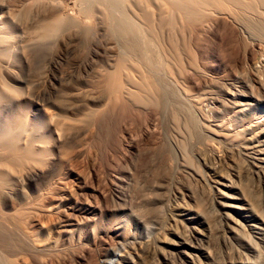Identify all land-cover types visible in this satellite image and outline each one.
<instances>
[{
	"label": "rangeland",
	"instance_id": "obj_1",
	"mask_svg": "<svg viewBox=\"0 0 264 264\" xmlns=\"http://www.w3.org/2000/svg\"><path fill=\"white\" fill-rule=\"evenodd\" d=\"M115 1L114 8L110 0H0V18L19 44L12 53L0 51V81L21 102L15 120L30 134L33 120H46L45 110L58 115V134L47 130L46 139L38 137L35 159L10 157L14 163L0 165L22 179L27 174L22 184L0 180L12 196L0 204V264H126L123 258L136 259L144 242L158 252L145 254L140 264H182L178 234L192 239L194 224L177 221L176 228L171 205L181 193L201 198L209 190L210 182L195 172L209 180L211 167L244 171L248 165L239 149L205 133L199 145L206 156L191 149L196 137L184 144L183 164L173 122L181 119L193 131L206 118L233 129L241 119L264 121V0H186L191 13L180 5L185 0ZM57 12L64 26L46 35L36 28ZM122 17L133 19L132 31L120 30ZM118 67L123 87L115 89ZM160 83L184 86L182 98L192 102L170 88V102L185 104H170L165 116ZM129 86L137 94L121 100ZM32 142L33 136L26 147ZM35 168L44 176L32 181ZM236 184L264 200L258 177L243 174ZM226 191V201H233L235 189ZM215 209L208 213L214 238L205 244L213 256L204 264H247L231 258L234 248L247 249L233 238L228 242ZM165 238L177 246L158 241ZM245 258L264 264V248L261 260Z\"/></svg>",
	"mask_w": 264,
	"mask_h": 264
},
{
	"label": "bare ground",
	"instance_id": "obj_2",
	"mask_svg": "<svg viewBox=\"0 0 264 264\" xmlns=\"http://www.w3.org/2000/svg\"><path fill=\"white\" fill-rule=\"evenodd\" d=\"M176 1H179V0H176ZM183 1H181L180 3H182ZM110 2H111L110 4H112L111 0H110ZM113 2H114V4H112V5L114 6L116 1L114 0ZM99 3H100V1H99ZM185 3H187L186 0L182 4H180V5H182L181 7H183V9H185V10L187 9L188 11L192 10L191 6L189 7V5H187ZM204 4H206V3H204ZM206 5L208 6L210 4L208 3ZM207 6L204 8L206 9ZM114 8H115V6H114ZM194 8H193V10H194ZM200 9H201V7H200ZM190 13H191V11H190ZM192 14H193V12H192ZM212 14H213V12H212ZM123 15H125V14H123ZM124 17L120 18V21H121L120 25H119L120 30H125V32L126 31L130 32V31H132V28L134 26L133 24H135V23H132L134 21L131 17H127L128 19L124 18ZM249 17H251V16H249ZM129 18H131V20ZM65 23H66V21L64 22V19L57 12L56 14H54V16L52 13V16L48 15V16H45L44 18L42 17L41 20L37 23L38 25H36V28L39 29V31L43 32L46 35V33L48 34L49 32H52V31L57 30L58 28L64 26ZM17 46H19V44L15 40V34L13 35V31L11 29H9V27L7 26V23L4 22L0 18V51L12 53L13 48H15ZM120 60H121V58H120ZM120 64H121V62H120ZM0 65H1V63H0ZM111 67H112V65H111ZM4 69H6V68H4ZM115 70H116V72L114 71L115 75L112 77V79L114 80V83H113L114 86L113 87L115 89H120L121 87H123V85L121 83V77H122L121 74H122L123 69L121 67H118ZM101 73H102V71H101ZM110 73L112 74V72H110ZM157 83H158V81H157ZM132 86H134V85H132ZM159 87H160V89H162L164 91V93H163L164 95L163 94H162L163 96L161 95L162 98H160L161 101H159L160 108L163 109V113L165 114V116L167 115V117H170V116H168V112H167L170 104H172L170 102V98H169V95H170L169 89L171 88L174 93L176 91V93L178 92V94L181 95L180 91L181 92L183 91L182 88L184 86L181 87V85L177 84V83L175 85H172V86H167V84L165 85L164 83L163 84L160 83ZM248 88H249V86H248ZM139 89H141V88H139ZM142 91H144V90H142ZM124 92H125V94L121 93L122 96L120 95L121 100H123L125 98L132 100V97L135 96V94H137V93H135V91H133L132 88H130V86H129V88L127 87L124 90ZM171 94H172V92H171ZM118 95H119V93H118ZM174 96L175 95L173 94V96L171 98L174 99ZM139 98H140V96H139ZM213 98H214V96H213ZM178 99H179V97H178ZM181 99H183L182 95H181ZM184 101L185 102L186 101L192 102L190 100V98L187 100H184ZM184 101L178 100L179 103H177V104H179L180 106L176 105V104L175 105L177 107L178 106L181 107V103L185 104ZM175 102H177V100ZM20 103H21L20 100L12 94L11 90L7 87V85H5L4 83L2 84V82L0 81V165H2L3 168H4V166L8 167L9 162L10 163L13 162V161H10V157L14 158V162H18V161L24 160V159L27 160L28 158L29 159L30 158L35 159V158H32L33 156L35 157V155H37V154H34V152L36 150L39 151L41 148L35 141L38 139V137H44L45 138L44 134L47 130H49V131L52 130L53 132H56L58 134V132H57L58 131V122L56 121V117L58 115L53 113L50 110H45V116H46L45 119L46 120L43 123H35L36 120H33V122L30 125L31 133L27 134V132L29 130L25 131L23 129V125H21L22 124L21 121L17 122L15 120L16 119L15 108L20 107V105H18ZM197 103L198 102H196V104L193 103V106L195 104L196 107L199 108ZM140 104H142V103H140ZM155 104H157V103H155ZM175 105L172 104L171 106L175 107ZM246 108L245 107H244V109L237 108L234 111V113L236 115H240L246 111L245 110ZM192 109H193V107H192ZM170 110H171V108H170ZM187 110H189V108H187ZM186 116H184V117H186ZM167 117H166V119H169ZM187 118H189V115ZM178 120L179 121H176V122L172 121L174 123V125L176 126V128L178 129L177 135H176V133H174L175 134L174 149L176 150V152L179 155L178 158H181L183 160V164L187 163V152H188V148H189V147H186L184 144L187 143L189 145V142H190V144L193 143L192 141L194 139L196 140V137L198 138V146L195 145L194 147L192 146V148L190 146V148L193 149V151L196 152L200 157L206 156L205 155L206 149H204L205 147L199 145L200 135H203V133L208 134L207 137H209V138L215 137L219 141H223V142L230 144L231 146H234L231 149H236V148L239 149V152L246 158L247 163H248L246 169L244 168V171H235L234 168H236L237 165H229L226 170H222V168H221V171H218L217 168L211 167V170H212L211 176L213 178L209 179V180L206 179L205 175L195 172L196 175H198L202 181L207 182V183H208V181L210 182V185L208 186L209 188L207 187L209 190H207V192H205L203 194L204 196H202L201 198H198L195 196H187L186 194L181 193L180 196H178L176 203L173 206L171 205L170 208H171V211H173V213L170 216L169 220L171 219V221L174 222L173 224H176V228L178 227V225L176 223L177 221H180V223L182 225L194 224V227H192V229H193L192 235H191L192 239L191 238L187 239V237L185 235L178 234V232L173 229L174 233H177L179 235V239H180L179 245H181V246L178 247V252L180 253V256L182 259V264H204V262L211 263V259H212L213 255L211 254L210 248L206 247L205 244L209 243L214 238L215 227H214L213 222L209 219L208 213H209V210L214 209V207H216V206L220 207V209H219V211H217V209H215V213L213 215H214L215 219H217L218 221H220L222 223L223 229L225 230L226 234L228 235V237H227L228 242L233 241V239H234V241L236 243H238V242L243 243V245L247 249V251H240L237 248H234L233 254L236 253L237 255L233 256L231 258L237 259L238 261H241L243 263L245 262L247 264H254L256 262V260L255 261L250 260L251 258L249 259V258H245V257H247V255L248 256L255 255L256 257L259 258L258 260H261L260 258L263 256V248H264V200H262L260 198V196H258V193H257L258 191L255 192L249 187L245 188V191H244L238 186L240 184H238V185L236 184V181L242 180L243 174H246L249 177L250 176L258 177L259 180L262 181L263 185H264V121L246 122V120L241 119L240 126L237 129L236 128L233 129V126L231 125L232 126L231 127L230 125H227L225 123V121L218 123L214 120H213L214 122H212L209 119L207 120V118H206L204 121L205 122L204 124L199 126L197 123L196 125H198V126H196V127L194 126L195 130L193 129V131H192L190 129L187 130V127L184 126L185 123L183 124L181 119H178ZM174 129H175V127H174ZM171 131H173V130H171ZM32 136H33V142L31 143L32 146L27 148L26 145L29 141V137H32ZM187 136H189V137L187 138ZM32 149H34L35 151L33 152ZM16 160H18V161H16ZM2 166L0 167V180L4 179L6 177H9L8 179H10L11 181L13 180V181H16L18 184H22V182H23L22 180L26 177L27 174L22 179L19 176L17 177L16 175L12 174L11 172L9 173V171H8L9 168L7 169V171L4 169H1ZM229 169H232L235 172L229 171ZM41 172H43V171L39 168L33 169L32 174L30 176L32 181H35L39 178H42L44 176V173H41ZM216 176H219V177H216ZM213 184H215L214 185L215 187L213 186ZM2 187L3 186H1V188ZM1 188H0V204H2L3 197H6V196H9L8 198L12 197L11 193L5 192L6 190L2 191ZM213 188H215V191L213 190ZM224 188H226V189H224ZM228 189H235V191H236V196L232 197L233 201H226L227 199L231 200L230 196L227 194V191H226ZM12 194H13V192H12ZM187 197L189 198V200L187 199ZM190 199H192V201ZM234 201H238V202H234ZM3 202H5V201H3ZM229 208L233 209V213H230V211H228ZM2 219H3V217L0 216V225H2L1 224V222L3 221ZM172 222H170V224ZM186 228H188V227H186ZM167 239L168 238H165V240L163 239V240H158V241H160V243H165L168 245L177 246V244L175 242H173L171 240H167ZM136 249H137V252H136L137 258L136 259L133 258L132 255L126 256L125 258H123V260L126 264H140V262L143 261L142 258L145 254L158 252V247H154L153 245L150 244V242H144L141 245H139L138 248H136ZM198 252H200V253H198ZM258 263H259V261H258ZM103 264H114V263L113 262L110 263V261L109 262L106 261Z\"/></svg>",
	"mask_w": 264,
	"mask_h": 264
}]
</instances>
